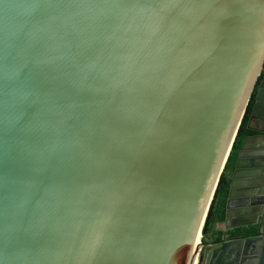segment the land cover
Instances as JSON below:
<instances>
[{
    "label": "water",
    "instance_id": "water-1",
    "mask_svg": "<svg viewBox=\"0 0 264 264\" xmlns=\"http://www.w3.org/2000/svg\"><path fill=\"white\" fill-rule=\"evenodd\" d=\"M263 70L264 0H0V264H264L203 241Z\"/></svg>",
    "mask_w": 264,
    "mask_h": 264
},
{
    "label": "crops",
    "instance_id": "crops-1",
    "mask_svg": "<svg viewBox=\"0 0 264 264\" xmlns=\"http://www.w3.org/2000/svg\"><path fill=\"white\" fill-rule=\"evenodd\" d=\"M262 101H264V98L262 99ZM263 122H264V103L257 107L255 113H253V111H251L250 113L249 120L247 122V128L249 130H253V134L251 135H259V134L264 135ZM246 148L247 150L250 151V150H256L259 147H257L255 141H249L246 144ZM244 160L248 162L249 159L246 158ZM234 169H235V165L233 169L229 172V181L231 180V174L234 171ZM242 169L237 173L235 178L236 182L239 185L235 187V196L233 197L232 204L230 205L231 208L230 214L227 215L228 208L226 206L225 220L222 222H218L215 225L216 231H218L222 235L219 241L234 238L230 235L232 231L241 227H245L244 225L246 223L252 222L254 218L258 216V213L256 211L257 205L255 203L264 200V165L260 164V166L258 165L255 168L251 167L252 171L257 172L253 176H249L250 174L248 173H247L248 175L245 174V172L248 171V167L246 168L247 170H244V167ZM246 180H252L253 183H251L248 189L245 190L244 185L242 183L246 182ZM245 191H247V193H245ZM213 237L214 236H212L211 234L207 236L209 241L216 242L213 240ZM252 240L253 239H251V241ZM248 244L257 251L263 249V243L260 241L246 243V245Z\"/></svg>",
    "mask_w": 264,
    "mask_h": 264
},
{
    "label": "trees",
    "instance_id": "trees-1",
    "mask_svg": "<svg viewBox=\"0 0 264 264\" xmlns=\"http://www.w3.org/2000/svg\"><path fill=\"white\" fill-rule=\"evenodd\" d=\"M263 72L261 74V77H263ZM254 98V95H253ZM252 98L248 109L246 111V114L242 120L240 129L238 131V134L236 136L232 151L230 153V156L228 158V161L226 163L225 169L222 173V176L220 178V182L218 184L214 199L212 201L207 220L203 229V241H206V238L209 234H211L214 241H219L221 239V234L216 231L215 225L218 222H222L226 218V205H227V197L229 194V172L233 169L235 165V161L237 159L238 153L240 151V148L242 146V143L246 136L253 134V130H249L247 128V122L249 120L250 113L252 111V107L254 104V99ZM257 226H250V227H241L238 229H235L230 233L232 237H242V236H248L251 234H255L258 232ZM217 235V236H215Z\"/></svg>",
    "mask_w": 264,
    "mask_h": 264
},
{
    "label": "flooded vegetation",
    "instance_id": "flooded-vegetation-1",
    "mask_svg": "<svg viewBox=\"0 0 264 264\" xmlns=\"http://www.w3.org/2000/svg\"><path fill=\"white\" fill-rule=\"evenodd\" d=\"M263 73H264V70H263ZM259 89H260V94H259ZM264 98V74H263V77H260V81L256 87V90H255V93H254V104H253V107H252V111L254 109V105L256 103L257 100H260L262 101V99ZM264 124V122H263ZM201 264H202V261H201Z\"/></svg>",
    "mask_w": 264,
    "mask_h": 264
}]
</instances>
